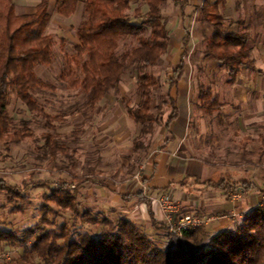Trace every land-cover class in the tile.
I'll return each mask as SVG.
<instances>
[{
  "label": "clouds",
  "instance_id": "clouds-1",
  "mask_svg": "<svg viewBox=\"0 0 264 264\" xmlns=\"http://www.w3.org/2000/svg\"><path fill=\"white\" fill-rule=\"evenodd\" d=\"M10 9L34 47L0 20V264H74L98 238L158 264L208 224L222 264H264V0Z\"/></svg>",
  "mask_w": 264,
  "mask_h": 264
},
{
  "label": "trees",
  "instance_id": "trees-1",
  "mask_svg": "<svg viewBox=\"0 0 264 264\" xmlns=\"http://www.w3.org/2000/svg\"><path fill=\"white\" fill-rule=\"evenodd\" d=\"M101 10H105L106 5L101 2L98 4ZM0 20L4 22V28L10 36H15L17 39V51H21L30 45L34 47L32 42H24V33L31 27L30 18H25L23 15L17 17L10 9L6 13L0 12ZM19 25V27H17ZM88 53L85 52L84 55ZM3 70L5 73L12 71L7 61L3 62ZM17 72L26 73L27 69L17 67ZM2 107V105H0ZM148 121H153V117H146ZM93 227L97 231L111 232L114 230L113 224L96 222ZM207 232V231H206ZM204 229L193 233H183L186 238V243H181L170 248L167 257H160L158 264H222L219 252L206 251L202 244L211 236ZM223 235V234H222ZM194 242V248H191L190 242ZM116 245H109V241L104 238L93 240L91 244L79 255L74 264H119L115 254Z\"/></svg>",
  "mask_w": 264,
  "mask_h": 264
},
{
  "label": "rangeland",
  "instance_id": "rangeland-1",
  "mask_svg": "<svg viewBox=\"0 0 264 264\" xmlns=\"http://www.w3.org/2000/svg\"><path fill=\"white\" fill-rule=\"evenodd\" d=\"M21 11H23V10H21ZM217 218H219V217H217ZM208 219L211 220L212 217L210 216V217H208ZM211 225H212V226H211ZM214 225H215V224H208V225H206L205 228H204L205 232L207 231L206 233H207V234H210V235L213 234V232H214V231L216 230V228H217V227H214ZM189 242H190V246H192L191 248H194V246H195V245H194V242H193V241H189Z\"/></svg>",
  "mask_w": 264,
  "mask_h": 264
},
{
  "label": "crops",
  "instance_id": "crops-1",
  "mask_svg": "<svg viewBox=\"0 0 264 264\" xmlns=\"http://www.w3.org/2000/svg\"><path fill=\"white\" fill-rule=\"evenodd\" d=\"M217 219H219V218H217ZM211 226H212V225H211ZM214 227H218V225L215 224Z\"/></svg>",
  "mask_w": 264,
  "mask_h": 264
},
{
  "label": "built area",
  "instance_id": "built-area-1",
  "mask_svg": "<svg viewBox=\"0 0 264 264\" xmlns=\"http://www.w3.org/2000/svg\"><path fill=\"white\" fill-rule=\"evenodd\" d=\"M183 233H181V235H182Z\"/></svg>",
  "mask_w": 264,
  "mask_h": 264
}]
</instances>
